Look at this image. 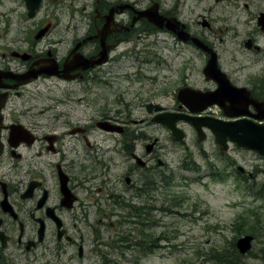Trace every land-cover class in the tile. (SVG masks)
<instances>
[{
	"label": "flooded vegetation",
	"instance_id": "obj_1",
	"mask_svg": "<svg viewBox=\"0 0 264 264\" xmlns=\"http://www.w3.org/2000/svg\"><path fill=\"white\" fill-rule=\"evenodd\" d=\"M164 36L189 65L200 64L171 107L156 100L162 94L140 104L118 100L119 107L90 100L95 86L111 91L112 65L149 48L159 52ZM103 49L106 61L89 66ZM212 61L228 86L220 103L203 107L197 96L218 89L203 74ZM49 79L62 83L59 97L47 94ZM185 88L190 109L177 98ZM166 112L205 123L202 140L188 123L177 126L191 129L198 158L216 177L243 190L260 187L264 158L226 137L219 145L206 124L264 125V0H0V264L82 261L108 246L110 205L113 214L117 202L144 199V187L167 182L170 148L146 131ZM170 141L183 153L190 148L171 134Z\"/></svg>",
	"mask_w": 264,
	"mask_h": 264
},
{
	"label": "rangeland",
	"instance_id": "obj_2",
	"mask_svg": "<svg viewBox=\"0 0 264 264\" xmlns=\"http://www.w3.org/2000/svg\"><path fill=\"white\" fill-rule=\"evenodd\" d=\"M164 37L159 43V52L149 48L148 54L138 53L137 57H126L112 65L106 77L111 91L95 86L90 100L101 105L115 101L112 107H119L120 100L122 104L128 101L140 104L162 94L156 100L171 107L174 91L187 83L185 79L198 78L200 64L189 65L187 53L175 50L171 38ZM60 85V81L49 79L46 92L50 90L52 96L59 97ZM84 112L91 115L86 106ZM133 112L136 117L145 113L141 107L134 108ZM146 131L170 148L165 155L170 170L166 184L155 180L153 187L143 188L144 199L129 196L132 203L127 204L145 205V219H136L132 209L122 203L117 204L111 214L110 205L112 225L105 233L111 236L110 244L101 246L97 255L87 256L82 261L76 258L70 261L69 256H65L61 264H222L215 261L216 251L227 252L233 240L249 233H254L256 238L253 249L241 264H264V177L257 183L260 187L249 185L246 190L234 189L229 178L221 182L209 176L210 166L198 158L193 132L188 126L184 128L186 138L182 143L190 148L184 153L179 145L173 146L170 133L165 129L150 123ZM182 157L188 165L195 161L200 170L182 169ZM256 164L261 162L256 160Z\"/></svg>",
	"mask_w": 264,
	"mask_h": 264
},
{
	"label": "water",
	"instance_id": "obj_3",
	"mask_svg": "<svg viewBox=\"0 0 264 264\" xmlns=\"http://www.w3.org/2000/svg\"><path fill=\"white\" fill-rule=\"evenodd\" d=\"M157 18H159V17H157ZM153 22L158 27L162 26V18H159L157 21L153 20ZM166 27L168 29H172L169 25H166ZM174 32H175V34H177V38L179 40H182V41L187 40V37L184 34V32L182 33V31H181L179 33L175 30H174ZM181 34H182V36H181ZM104 54H105V51L103 49L102 53L99 54L100 56H97L94 59H92L91 62H88V65L92 66V64L98 65V64L104 63V61L106 60V57ZM203 72H204V74H206L207 76H209L213 80H215L220 85V87H222V84L224 83L223 82L224 77L221 73H219V70L217 69V63H215V62L214 63H211V62L208 63V65L205 67ZM220 89L218 92H216L214 94L215 96L213 94H209L208 96H204V98H202V99L206 100L207 103L215 102L214 97H216L218 100ZM184 92H185L184 90L178 91L177 98L184 105H189V99L188 98H181V96L183 95ZM179 119L189 121L191 124H193V121L188 116L185 117V116L170 115V114H163V116L155 117L152 119V121L161 123L163 125L165 124L168 127V129L170 130V133H172L173 139L176 141V140L183 139V136H184L183 132H181L180 130L175 128V123ZM262 129H263V131H261L260 127L255 129V128H243L241 126L231 125L230 128L225 129V131L229 135V139L233 142L234 141L237 142L238 146L244 147L245 149L247 148V149L257 150L258 146L260 144V141L257 138H259V136H261V133H262V141H264V127ZM252 239L253 238L250 235L238 238V240L234 244L237 252L242 254V255L249 252L251 247H252V245H251Z\"/></svg>",
	"mask_w": 264,
	"mask_h": 264
},
{
	"label": "trees",
	"instance_id": "obj_4",
	"mask_svg": "<svg viewBox=\"0 0 264 264\" xmlns=\"http://www.w3.org/2000/svg\"><path fill=\"white\" fill-rule=\"evenodd\" d=\"M189 169H194L193 167L189 166ZM188 169V170H189ZM140 209V208H139ZM136 210H134L135 212ZM136 215L138 217L144 216L143 212H137ZM231 249L227 250V252H224L223 250L216 251L214 258L215 261H219L222 264H241V261L245 258L241 255H238L234 246L231 244Z\"/></svg>",
	"mask_w": 264,
	"mask_h": 264
}]
</instances>
